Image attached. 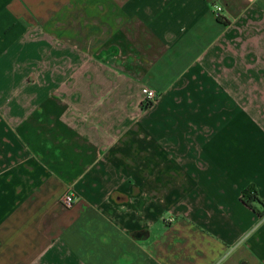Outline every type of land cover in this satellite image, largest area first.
<instances>
[{"label":"crops","instance_id":"obj_1","mask_svg":"<svg viewBox=\"0 0 264 264\" xmlns=\"http://www.w3.org/2000/svg\"><path fill=\"white\" fill-rule=\"evenodd\" d=\"M0 264H264V0H0Z\"/></svg>","mask_w":264,"mask_h":264},{"label":"built area","instance_id":"obj_2","mask_svg":"<svg viewBox=\"0 0 264 264\" xmlns=\"http://www.w3.org/2000/svg\"><path fill=\"white\" fill-rule=\"evenodd\" d=\"M218 11H221V8ZM144 93V100L146 102H155L158 99V94L153 89L145 88ZM59 200L65 207H72L75 203L76 196L73 192L64 191L61 193Z\"/></svg>","mask_w":264,"mask_h":264},{"label":"trees","instance_id":"obj_3","mask_svg":"<svg viewBox=\"0 0 264 264\" xmlns=\"http://www.w3.org/2000/svg\"><path fill=\"white\" fill-rule=\"evenodd\" d=\"M242 198L246 202V204L252 208H253V202L259 200L256 189H254L253 187L246 188L243 191Z\"/></svg>","mask_w":264,"mask_h":264}]
</instances>
